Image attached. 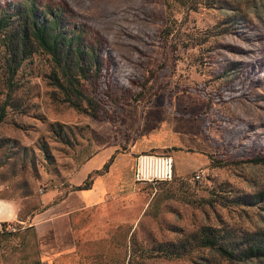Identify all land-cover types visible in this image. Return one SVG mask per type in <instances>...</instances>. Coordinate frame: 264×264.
<instances>
[{
	"label": "rangeland",
	"instance_id": "obj_1",
	"mask_svg": "<svg viewBox=\"0 0 264 264\" xmlns=\"http://www.w3.org/2000/svg\"><path fill=\"white\" fill-rule=\"evenodd\" d=\"M34 1L38 17L46 4L81 27L100 66L81 79L90 102L76 109L48 83L40 49L8 75L0 34V200L13 211L0 221L13 232L0 237V264H264L203 245L264 244V0L169 13L164 0ZM133 141L169 154L173 179L118 182L104 206L72 214L68 250L41 255L24 229L32 218L83 182L86 157Z\"/></svg>",
	"mask_w": 264,
	"mask_h": 264
},
{
	"label": "trees",
	"instance_id": "obj_2",
	"mask_svg": "<svg viewBox=\"0 0 264 264\" xmlns=\"http://www.w3.org/2000/svg\"><path fill=\"white\" fill-rule=\"evenodd\" d=\"M164 4L168 13L172 4L184 8L186 11H193L200 4V0H164ZM36 9L37 4L34 0H28L21 8L15 4H6L0 7V34L3 38L2 45L5 51L4 69L8 75L12 76L20 62L28 54L34 49H40L49 56L52 63L48 74V83L62 93L64 101L76 109H81L83 102H90V98L81 91V79H88L89 69L93 68L95 72L99 70L100 59L97 49L86 42L83 29L71 26L60 11L53 12L45 4L42 11L43 16L38 17ZM166 22L168 26H172L171 23L175 22V19L168 16ZM167 34L168 32H166ZM89 184L90 174L81 184L73 186L70 190L85 189L89 187ZM24 229H30L31 236L36 238L32 224ZM11 234L13 232L0 230V237ZM216 237V235L205 236L203 245H216L217 251L225 259L230 260L237 256L238 259L244 260L264 255V244L256 238L246 239L247 246L236 250L233 243L231 246H229L230 244L221 245Z\"/></svg>",
	"mask_w": 264,
	"mask_h": 264
},
{
	"label": "crops",
	"instance_id": "obj_3",
	"mask_svg": "<svg viewBox=\"0 0 264 264\" xmlns=\"http://www.w3.org/2000/svg\"><path fill=\"white\" fill-rule=\"evenodd\" d=\"M155 148L158 146L149 143L138 148L133 141L130 149L123 152H117L115 147L109 146L86 157L80 164L77 175L84 179L90 174L89 187L68 190L57 201L44 205L41 213L37 214V221L34 220L36 215L31 220L40 254L50 255L68 250L72 246V214L95 205L104 206L111 196L107 192L110 188L120 181L133 178L135 156L141 152H151ZM12 217L13 211L5 220Z\"/></svg>",
	"mask_w": 264,
	"mask_h": 264
},
{
	"label": "built area",
	"instance_id": "obj_4",
	"mask_svg": "<svg viewBox=\"0 0 264 264\" xmlns=\"http://www.w3.org/2000/svg\"><path fill=\"white\" fill-rule=\"evenodd\" d=\"M173 176V160L169 154L157 152H141L135 156L133 179L137 182H167ZM202 170L192 174V180L199 181Z\"/></svg>",
	"mask_w": 264,
	"mask_h": 264
},
{
	"label": "water",
	"instance_id": "obj_5",
	"mask_svg": "<svg viewBox=\"0 0 264 264\" xmlns=\"http://www.w3.org/2000/svg\"><path fill=\"white\" fill-rule=\"evenodd\" d=\"M1 203L3 205L1 206ZM12 213V208L9 204L0 200V221H4Z\"/></svg>",
	"mask_w": 264,
	"mask_h": 264
},
{
	"label": "bare ground",
	"instance_id": "obj_6",
	"mask_svg": "<svg viewBox=\"0 0 264 264\" xmlns=\"http://www.w3.org/2000/svg\"><path fill=\"white\" fill-rule=\"evenodd\" d=\"M3 205V203H1V206Z\"/></svg>",
	"mask_w": 264,
	"mask_h": 264
}]
</instances>
